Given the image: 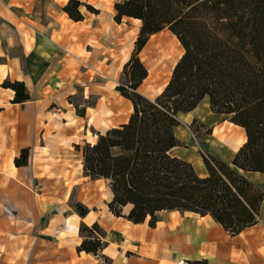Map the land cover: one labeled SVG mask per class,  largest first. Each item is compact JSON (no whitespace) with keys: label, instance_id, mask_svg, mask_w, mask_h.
Segmentation results:
<instances>
[{"label":"crops","instance_id":"1","mask_svg":"<svg viewBox=\"0 0 264 264\" xmlns=\"http://www.w3.org/2000/svg\"><path fill=\"white\" fill-rule=\"evenodd\" d=\"M68 1L0 0V264H264V197L256 222L235 235L210 215L162 210L150 226L149 217L126 218L130 204L122 216L108 209L109 181L84 175L81 144L129 119L132 102L116 85L141 21L115 20L114 5L122 0H79L83 17L73 20L63 9ZM181 48L167 28L151 34L138 53L147 75L136 91L159 95ZM5 80L23 82L30 99L12 102ZM176 118L181 145L172 154L201 177L207 175L203 153L231 164L247 139L242 126L210 109L207 96ZM194 120L210 132L197 137ZM23 149L27 164L17 165ZM236 169L264 194V173ZM73 201L88 208L84 216ZM81 224L100 228L98 253L78 248Z\"/></svg>","mask_w":264,"mask_h":264},{"label":"trees","instance_id":"2","mask_svg":"<svg viewBox=\"0 0 264 264\" xmlns=\"http://www.w3.org/2000/svg\"><path fill=\"white\" fill-rule=\"evenodd\" d=\"M81 2L63 7L73 20L82 19ZM116 21L123 16L141 21L134 51L125 63L116 89L132 102L126 123L97 133L82 148V170L90 179L109 181L113 193L107 204L115 216L123 206L126 218L154 226L162 210L210 215L230 234L256 222L264 194L238 169L264 173V0H122L114 5ZM86 9L97 12L86 5ZM163 28L179 40L183 53L159 95L149 99L136 91L147 75L138 57L149 36ZM13 90L12 102L30 99L21 81L5 80ZM207 96L210 109L226 114L242 126L246 142L231 164L203 153L206 176H199L189 162L172 154L181 142L173 128L176 115L187 112ZM82 115L83 111L77 110ZM190 127L202 138L210 128L194 120ZM23 149L17 165L27 164ZM72 207L80 216L88 208L79 201ZM80 250L98 253L102 248L97 224L79 227ZM100 231V233H99Z\"/></svg>","mask_w":264,"mask_h":264},{"label":"built area","instance_id":"3","mask_svg":"<svg viewBox=\"0 0 264 264\" xmlns=\"http://www.w3.org/2000/svg\"><path fill=\"white\" fill-rule=\"evenodd\" d=\"M52 116L56 118H60V110L57 108H51ZM180 264H187L184 260H180Z\"/></svg>","mask_w":264,"mask_h":264},{"label":"rangeland","instance_id":"4","mask_svg":"<svg viewBox=\"0 0 264 264\" xmlns=\"http://www.w3.org/2000/svg\"><path fill=\"white\" fill-rule=\"evenodd\" d=\"M90 135H93V131L91 130L90 131V133H89V136ZM93 137V136H92ZM85 144V143H84ZM84 144H81V148H82V146L84 145ZM8 211H11V208L10 207H8V209H7ZM99 233H100V231H99Z\"/></svg>","mask_w":264,"mask_h":264},{"label":"bare ground","instance_id":"5","mask_svg":"<svg viewBox=\"0 0 264 264\" xmlns=\"http://www.w3.org/2000/svg\"><path fill=\"white\" fill-rule=\"evenodd\" d=\"M163 51H164V50H163ZM181 51H183V49H182V48L180 49V52H181ZM176 55H177V54H176ZM174 57H175V55H174Z\"/></svg>","mask_w":264,"mask_h":264}]
</instances>
